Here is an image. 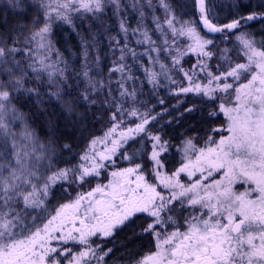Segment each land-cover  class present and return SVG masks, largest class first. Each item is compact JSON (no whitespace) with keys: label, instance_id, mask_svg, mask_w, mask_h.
Here are the masks:
<instances>
[{"label":"snow or ice","instance_id":"obj_1","mask_svg":"<svg viewBox=\"0 0 264 264\" xmlns=\"http://www.w3.org/2000/svg\"><path fill=\"white\" fill-rule=\"evenodd\" d=\"M195 5L199 18L186 20L181 0H5L0 264H107L114 249L103 242L118 233L146 241L150 251L137 259L121 244L125 251L112 264H264V0H233L227 23L218 22L212 0ZM149 13L154 29L145 24ZM60 24L85 28L79 67L55 47ZM130 36L143 52L129 46ZM105 39L108 53L101 55ZM144 56L151 97L166 89L176 99L171 109L165 98L157 105L141 99L133 69ZM190 56L195 61L186 67ZM51 104L58 111H49ZM40 117L44 138L34 126ZM96 124L102 135L92 134ZM181 124L179 134L165 131ZM68 126L87 140L75 163L63 158L71 145L60 143ZM173 149L174 170L167 159ZM102 172L107 183L92 185ZM240 182L248 187L237 193ZM58 189L71 198L52 212Z\"/></svg>","mask_w":264,"mask_h":264},{"label":"trees","instance_id":"obj_2","mask_svg":"<svg viewBox=\"0 0 264 264\" xmlns=\"http://www.w3.org/2000/svg\"><path fill=\"white\" fill-rule=\"evenodd\" d=\"M233 2V0H212V3L217 5L216 12L219 17V23H227L228 20L232 17V14L234 13V9L228 7ZM244 2H248V0H244ZM258 0H251V3L255 4L257 3ZM125 3L130 4L131 0H125ZM181 3L184 5L183 11L187 13L183 17V19H198L199 14H198V9L196 8L195 5V0H181ZM4 3H0V12L3 11L2 5ZM108 14H111V9H109ZM126 15L129 17V23L132 25V27L136 26V14L132 11V9L129 7V9L126 11ZM156 15L163 17V12L162 11H157ZM75 23L79 25V20H76ZM110 23H112L113 27V35L116 34V31H118V25L116 18H113ZM145 24L148 26L149 29H154L155 25L152 23L151 20V13L147 16L145 19ZM254 28H258L259 25H253ZM85 34V28L84 27H77L73 29L72 26L67 25V24H60L59 27L54 28V35L52 37L55 47L59 49V51L63 54V57L66 61H68L69 66H75L79 67L81 61H82V49H81V43H82V36ZM157 34H153L152 38L155 40L157 38ZM217 41L219 42V35L216 36ZM136 37H131L130 36V47L136 48L138 52H143V47L138 46L135 43ZM108 41L105 39L103 45L101 46V55H104L105 53H108ZM230 46V45H229ZM119 55V53H117ZM113 57L111 54H108L106 58L104 59L101 67L103 69V72L105 76H107V70L108 67H111V61ZM187 63L185 66H189L191 63L195 61L194 56L186 57ZM128 63H132L131 59H129ZM143 65L144 67H149L150 65L148 64V57L144 56L140 60V62L137 64V66L133 69V74L137 77L136 80V87L141 88L144 95L141 97V99L146 100L149 102L150 105H157V101L159 98H165L166 99V104L165 107H168L171 109L172 105L176 104V99L171 98L167 96V90L166 89H161L159 91L158 97L152 98L151 97V85L147 83L146 78L144 77V70L143 67L140 65ZM119 75V74H117ZM116 77H113L115 79ZM131 86V85H130ZM181 99H184V97H181ZM187 106V105H185ZM46 107L49 109V111H52L53 109H56L58 111V106L55 104L51 105H46ZM27 111V108L24 109ZM33 111H36L35 106H33ZM161 108L159 106L156 107V112H160ZM169 117L165 115L163 117L164 121H167ZM224 120L223 115L221 114L220 120H218L216 123L219 124ZM34 126H37L38 128V133L41 136V138L45 137V131H46V119L44 117H40L37 119L36 124ZM60 127L63 129L65 126L63 124V117H61V124ZM185 125L181 124L179 127H176L175 129H172L171 127L166 128L165 131H173L176 134H179L180 132L183 131ZM16 130H19L17 128ZM67 131L70 133V135L65 136L60 143H68L71 145V154H69L68 151H65L63 153V158L65 160H72L73 163L78 161L79 154L84 150L85 146L87 145V140L81 139L80 138V133L78 131H72L71 127L68 126ZM93 135H102L103 134V129L100 124H96L93 126L92 130ZM90 138V137H89ZM180 139L179 135H177V141L178 142ZM73 157L75 159H73ZM177 154L175 153V150L173 149L172 152L168 155V167L172 166L175 164L177 161ZM60 167H63L64 164L61 163L59 164ZM78 191V189H77ZM75 195V192L72 193V196ZM71 197L64 195L59 189L57 190V195L55 198L52 199L51 204L49 205L50 208H56L58 205L62 202V200H69ZM124 233H119L118 236V245L120 247L121 244L127 243V247L129 249H132L135 253H138L139 248L144 247L142 242H139L140 240H135L132 242H127L125 239ZM125 251L124 248L120 247L119 248V254H123Z\"/></svg>","mask_w":264,"mask_h":264},{"label":"rangeland","instance_id":"obj_3","mask_svg":"<svg viewBox=\"0 0 264 264\" xmlns=\"http://www.w3.org/2000/svg\"><path fill=\"white\" fill-rule=\"evenodd\" d=\"M0 3H5V0H0ZM17 131H19V130H17ZM224 135H226L227 133L225 132V133H223ZM216 139H219V134L216 136ZM202 144H203V141H201V142H199L198 143V146H202ZM83 152V151H82ZM82 152L79 154V155H81L82 154ZM177 154V161L175 162V164L174 165H172V166H169V169H172V170H174L175 169V167H178V160H179V154L178 153H176ZM79 159V158H78ZM118 165H119V167H127L128 165L126 164V163H124V162H120L119 160H118ZM111 170H113V169H111V168H109V171H111ZM214 176H215V178L216 179H218L219 178V176L218 175H215L214 174ZM107 178H108V173L107 172H102V176H101V178L97 181V180H93L92 181V185H95V183H97V182H99V183H107ZM185 181H186V177H184L183 178ZM248 187V185L247 184H244V183H242V182H240V183H237L236 185H234V190L237 192V193H239V192H243V191H245V189ZM253 187H254V185H253ZM89 190V186L88 185H86L83 189H78V191H88ZM252 198H255L254 196L252 197ZM67 200H62V202L61 203H64V202H66ZM50 208V207H49ZM50 211H52V212H54L55 211V208H50ZM186 215H188V212H184L183 214H182V216H186ZM48 217L47 216H45L44 217V219H47ZM43 221L42 220H38L37 221V224H41ZM183 221H182V219H181V223H182ZM169 230H171V229H169ZM123 236H125V235H123ZM139 242H142L143 243V245H144V247H142V245H141V247L139 248V251H138V253H136V258L137 259H139L141 256H143V255H145V254H147L149 251H150V246L148 245V243L146 242V241H139ZM120 255V254H119Z\"/></svg>","mask_w":264,"mask_h":264},{"label":"flooded vegetation","instance_id":"obj_4","mask_svg":"<svg viewBox=\"0 0 264 264\" xmlns=\"http://www.w3.org/2000/svg\"><path fill=\"white\" fill-rule=\"evenodd\" d=\"M118 236H119V233L116 234L113 238H110L109 240L103 242L104 243V246L105 248H113L114 249V252L112 254V256L108 257L107 258V264H112V260H113V257L115 256H119V245H118ZM95 243L97 244H100L102 243L101 239L98 238V237H93L92 238ZM113 240V241H112ZM74 251H78L79 249L76 248V249H73ZM116 252V253H115ZM121 255V254H120Z\"/></svg>","mask_w":264,"mask_h":264},{"label":"bare ground","instance_id":"obj_5","mask_svg":"<svg viewBox=\"0 0 264 264\" xmlns=\"http://www.w3.org/2000/svg\"><path fill=\"white\" fill-rule=\"evenodd\" d=\"M113 241V240H112ZM116 253V252H115Z\"/></svg>","mask_w":264,"mask_h":264}]
</instances>
